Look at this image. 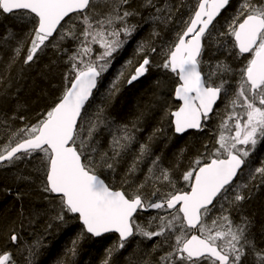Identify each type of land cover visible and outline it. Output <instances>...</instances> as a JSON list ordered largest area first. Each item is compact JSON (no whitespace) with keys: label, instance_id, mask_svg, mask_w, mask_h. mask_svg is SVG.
<instances>
[{"label":"snow or ice","instance_id":"1","mask_svg":"<svg viewBox=\"0 0 264 264\" xmlns=\"http://www.w3.org/2000/svg\"><path fill=\"white\" fill-rule=\"evenodd\" d=\"M146 4L151 5L152 0H146ZM228 4L229 0H198V10L185 22V28L176 34L171 46L162 51L165 60L159 67L170 70L177 77L174 95L181 103L175 111L165 113L171 117L175 133L202 130L223 92L228 98L225 107L231 108L227 121L233 123L230 127L227 121H222L220 127L230 135L221 131L218 147L210 155L193 160L182 176L189 185L186 191L175 187L174 169L162 168L160 157L155 156L145 180L153 177L152 169L155 168L159 171L155 180L167 182L172 191L160 193L156 188L152 193L155 199L149 200L142 191L143 183L129 191L106 182L107 177L102 178L101 169L115 171L117 157L135 140L134 131L123 126L118 129L122 134L113 136L111 155L98 152L96 133L106 118L98 112L95 121H86V113L82 115L97 88L98 79L111 66L114 54L136 31V25L128 23V18L137 14L130 6L125 7L129 0H0L3 13L25 10V14L32 17L33 29L28 34L31 39L25 63L32 62L54 34L62 38L65 35L76 37L74 20H80L83 25L77 37L80 48L70 57V70L61 95L35 124L12 132L0 150V165L32 154H43L45 180L42 190L57 201L53 219L65 225L75 219L81 224L82 230L71 242L69 255L75 256L79 241L86 235L101 237L117 233L115 250L124 249L129 237L134 235L148 239L164 237L163 243L174 238L171 250L160 257L161 264H242V258L246 261L245 245L254 247L247 235L250 222L242 217L239 224L234 223L230 209L245 199L239 188L246 185L239 186L233 181L250 151L258 141H264V0H240L226 31L220 33L232 38L233 48L238 49L235 55L246 60L240 69L238 88L230 98L225 87L228 81L224 78V74L232 71L230 65L219 62L213 71L201 70L203 38L210 26L215 28L213 21ZM65 25H69L67 31H64ZM24 43L18 41L17 56ZM92 45H98L99 49L94 50ZM136 51L143 54V58L129 73L128 85L153 66L149 57L156 48L140 42ZM131 64L132 61L126 62V65ZM218 73L221 74L219 83L213 79ZM123 75L120 71L117 80ZM110 91L112 95L118 91L115 81ZM238 108L243 112L237 111ZM151 139L149 137V141ZM238 145L250 147L242 150ZM151 155L150 143L141 144L137 160ZM136 167L134 162L126 176L134 173ZM256 174L264 183V166L256 168L250 179L255 180ZM149 209L174 211L170 219L157 216L146 226L137 223L138 213ZM152 220L159 223L149 230ZM10 240L17 241L15 231ZM112 251L109 250L104 264H109ZM0 264H16L10 251L0 252ZM261 264H264V255Z\"/></svg>","mask_w":264,"mask_h":264},{"label":"trees","instance_id":"2","mask_svg":"<svg viewBox=\"0 0 264 264\" xmlns=\"http://www.w3.org/2000/svg\"><path fill=\"white\" fill-rule=\"evenodd\" d=\"M197 3L198 0H152V4L148 5L146 0H129V5L125 7L130 6L137 14L129 17L128 23L135 24L136 31L124 47L114 54L111 66L102 74L98 90L83 113H86V121H95L96 114L100 112L106 118L104 123L111 122L117 132L125 125L134 131L135 140L117 157L116 164L121 163L124 167L122 179L117 177L116 164L114 179L108 178L107 168L101 169L102 178L108 176L106 182L129 191L143 183L145 186L142 191L149 200L155 199L152 193L156 188L160 189V193L172 191L167 182L155 180V176L159 175L155 168L152 169L154 177L145 180L155 156L160 157L162 168L174 169L172 179L175 187L186 191L189 185L182 176L192 166L193 160L202 155H210L218 147L217 140L221 131L230 135L220 127L231 112L230 106L225 107L228 98L224 97L223 92L212 116L200 130L202 133L177 137L173 134L171 117L165 115L178 107L173 100L177 77L170 70L159 67L165 60L162 51L168 49L175 41L176 34L185 28V22L197 10ZM239 3L240 0H235L229 4L215 22V28L212 27L203 39L202 72L215 70L219 62L231 66L232 71L224 74L228 81L225 87L229 91V98L238 88L240 69L244 67L246 60L243 56L235 55L238 50L233 48L232 38L221 36L220 33L226 31L227 23L235 15ZM97 9L99 10V5ZM157 9L161 11L158 12ZM73 22L76 37L65 35L62 38L56 35L45 42L46 46L42 47L32 62L25 63L31 39L28 34L33 29L32 17L24 12L5 16L0 11V150L12 132L35 124L61 95L66 83L65 76L70 70V57L80 48V39L77 37L83 25L80 20ZM68 27L69 25H65L64 31ZM21 40L25 43L17 56L15 49ZM140 42L156 48V52L149 57L153 66L149 67L142 81L128 85L126 79L129 73L143 58V54L136 51ZM92 47L94 50L99 49L98 45ZM95 55L94 51L93 59ZM127 61H132V64L126 65ZM120 71L124 75L117 80ZM220 75L218 73L213 77L217 83L220 82ZM114 81L118 91L112 95L110 90ZM237 111L243 112V109L238 108ZM227 122L231 127L233 121ZM118 135L121 134L115 133L114 136ZM149 137H152L151 141ZM96 140L97 151L111 155L112 140L107 136V129H103L101 125L96 133ZM143 143H150L152 155L138 161L139 148ZM166 155L168 161L162 159ZM43 160L42 153L32 154L0 166V252L10 251L16 264H104L110 249L113 251L109 264L161 263L160 257L168 252L171 240L168 244L145 239L140 235L134 236L125 244L124 249L119 250H115L118 240L115 236L93 239L86 235L79 241L75 256L69 255L71 242L82 228L75 219L70 220L67 225L53 219L57 201L42 190L45 180ZM134 162L137 165L136 171L126 176ZM262 166L264 141H258L245 158L244 169L234 183L246 185L239 188L245 199L230 209L234 223L239 224L242 217L250 222L247 235L254 247L245 245L246 261L242 258V264H261V256L264 255V183L260 182L259 174H256L255 180L250 179L255 169ZM140 169L143 172L142 179L135 183ZM224 203L228 207L227 202ZM156 227L157 225L152 226L153 229ZM13 231L17 235L15 243L10 240ZM164 239L163 237V241Z\"/></svg>","mask_w":264,"mask_h":264},{"label":"water","instance_id":"3","mask_svg":"<svg viewBox=\"0 0 264 264\" xmlns=\"http://www.w3.org/2000/svg\"><path fill=\"white\" fill-rule=\"evenodd\" d=\"M234 1H235V0H229V4H231V3L234 2ZM229 4L225 7V9L229 6ZM225 9H222V10H221L220 15L216 17V20L213 21V24H215V22L219 19V17L221 16L222 12H223ZM197 10H198V9H197ZM1 12H2V11H1ZM20 12H24V13H25V10H17L15 13H3V12H2V14L5 15V16H10V15H12V14H16V13H20ZM211 28H212V26L209 27L208 32H209V30H210ZM59 30H60V29H58L57 31H59ZM208 32H206L205 36L207 35ZM55 36H56V34H54V37H53V38H55ZM53 38H50V40L53 39ZM203 39H204V38H203ZM202 43H203V41H202ZM237 50H238V49H237ZM246 55H247V54H246ZM170 72H171V71H170ZM146 75H147V73H146L143 77L139 78L137 81L133 82V84H136V83H139L140 81H142V80L146 77ZM100 79H101V77L98 79L97 88L93 90V94H92V96L89 98V101L86 103V105H85V109H86V107L88 106V104L91 102V100H92L94 94L97 92L98 87H99ZM173 99H174V102H175L176 104L179 105V104L181 103L180 101H178V100L176 99L175 95H173ZM219 101H220V99H219V100L216 102V104L213 106V112H214V110H215L217 104L219 103ZM84 111H85V110H84ZM213 112L210 114L209 118L212 116ZM82 115H83V113H82ZM173 131H174V127H173ZM189 132H200V130L192 129V130H188V131H186V132L183 133V134H177V133H175V132H174V133H175V136H177V137H182V136H184L185 134H187V133H189ZM5 164H8V162L5 161V162H4L2 165H0V166H3V165H5ZM244 166H245V164L242 166L240 172L238 173V176L234 179L233 184L235 183V181L238 179L239 175H240L241 172L243 171ZM157 211H160V210L149 209V210H147V211H143V212H148V213H149V212H157ZM169 211H173V210H169ZM79 223H80V222H79ZM80 225H81V224H80ZM191 234H192V233H191ZM107 235H116V236L118 237V234H117V233H106V234H104V235L101 236V237H104V236H107ZM88 236L92 237L91 235H88ZM101 237H92V238H93V239H99V238H101ZM132 237H133V236H132ZM132 237H129L128 241H129Z\"/></svg>","mask_w":264,"mask_h":264},{"label":"rangeland","instance_id":"4","mask_svg":"<svg viewBox=\"0 0 264 264\" xmlns=\"http://www.w3.org/2000/svg\"><path fill=\"white\" fill-rule=\"evenodd\" d=\"M173 74V73H172ZM106 86H107V84H106ZM109 86V85H108ZM173 95H174V93H173ZM101 126L103 127V129H107V136L109 137V140L111 141L112 139H113V136L115 135V133H120V134H122L121 132H117V130L114 128V126L111 124V122H106V123H102L101 124ZM113 131H116V132H113ZM173 147V146H172ZM238 148H241L242 150H244L245 148H246V146H242V145H238L237 146ZM167 151H168V148H167ZM162 159H164V160H166V161H168L167 159H168V155H166V156H162ZM117 165V171H118V173H117V177H118V179H122V174H123V170H124V167L122 166V164L121 163H119V164H116ZM142 174H143V172H142V170L140 169V171L138 172V174L136 175V180H135V183H139L140 181H141V179H142ZM107 175L109 176H107L110 180L111 179H114V177H115V175H114V171H112V170H110V169H107ZM153 177H154V175H153ZM149 180H151V179H149ZM112 183V182H111ZM128 185V184H127ZM162 213H159L158 215H161ZM153 230V228L151 227L150 228V230ZM171 244H174L175 243V241H174V239H171ZM171 250V248L169 247L168 248V251H170ZM161 264V263H160Z\"/></svg>","mask_w":264,"mask_h":264},{"label":"flooded vegetation","instance_id":"5","mask_svg":"<svg viewBox=\"0 0 264 264\" xmlns=\"http://www.w3.org/2000/svg\"><path fill=\"white\" fill-rule=\"evenodd\" d=\"M177 106H179V105H177ZM172 128H173V126H172ZM192 133H202V132H189V133L185 134L184 136L192 134ZM173 134L175 135L174 131H173ZM173 211H169L168 210L167 212H165L163 210H160V211H157V212H149V213L148 212H140L137 215L136 222L141 224V225H145L146 226V225H148V223L151 220V218L157 217V216H168V217H171L170 213L173 212ZM159 213H162V214L158 215ZM158 223H159L158 220H152V226L158 225ZM189 234H191V233H189ZM107 236H115L118 239V237L116 235H107ZM134 236H136V235H134ZM134 236L129 241H127L126 243L130 242L134 238ZM104 237H106V236H104ZM101 238H103V237H101ZM159 238L160 237H156V238H153L152 240L162 242L163 241V237L161 238V240H159ZM145 239H148V238H145ZM168 244H170V242H168Z\"/></svg>","mask_w":264,"mask_h":264}]
</instances>
